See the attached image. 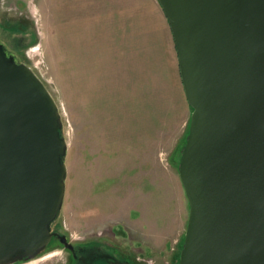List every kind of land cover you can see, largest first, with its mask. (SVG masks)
<instances>
[{"label": "rangeland", "instance_id": "1", "mask_svg": "<svg viewBox=\"0 0 264 264\" xmlns=\"http://www.w3.org/2000/svg\"><path fill=\"white\" fill-rule=\"evenodd\" d=\"M0 44L40 78L61 116L67 173L52 231L117 249L125 264H180L193 109L159 1L0 0ZM67 255L49 245L16 264Z\"/></svg>", "mask_w": 264, "mask_h": 264}, {"label": "water", "instance_id": "2", "mask_svg": "<svg viewBox=\"0 0 264 264\" xmlns=\"http://www.w3.org/2000/svg\"><path fill=\"white\" fill-rule=\"evenodd\" d=\"M193 109L180 264H264V0H158ZM58 106L0 44V264L42 254L64 202Z\"/></svg>", "mask_w": 264, "mask_h": 264}, {"label": "flooded vegetation", "instance_id": "3", "mask_svg": "<svg viewBox=\"0 0 264 264\" xmlns=\"http://www.w3.org/2000/svg\"><path fill=\"white\" fill-rule=\"evenodd\" d=\"M54 234L58 235L59 238H64V242L58 238H53L55 240L51 242L52 245L50 244L51 247L59 246L67 251L68 255L64 264H125L121 260V254L117 249L112 252L110 247L106 251L100 246L80 245L73 243L67 234L65 236L55 231ZM127 263L131 264L129 261Z\"/></svg>", "mask_w": 264, "mask_h": 264}]
</instances>
